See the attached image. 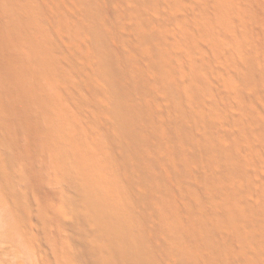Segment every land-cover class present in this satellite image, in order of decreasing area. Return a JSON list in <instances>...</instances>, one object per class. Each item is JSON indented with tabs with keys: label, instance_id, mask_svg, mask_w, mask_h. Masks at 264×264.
<instances>
[{
	"label": "bare ground",
	"instance_id": "bare-ground-1",
	"mask_svg": "<svg viewBox=\"0 0 264 264\" xmlns=\"http://www.w3.org/2000/svg\"><path fill=\"white\" fill-rule=\"evenodd\" d=\"M182 8L186 20L171 24L170 12L182 19ZM193 8L0 0V126L9 148L51 186L68 177V196L85 209L64 210L65 235L69 219L83 215L126 252L122 264H264V118L251 126L237 112L255 110L244 80L258 86L264 75L225 72V55L215 64ZM255 55L264 68V42ZM128 143L137 174L121 158ZM4 215L0 206L1 228ZM46 223L55 257L33 234L34 259L21 264H71L64 230Z\"/></svg>",
	"mask_w": 264,
	"mask_h": 264
},
{
	"label": "rangeland",
	"instance_id": "rangeland-1",
	"mask_svg": "<svg viewBox=\"0 0 264 264\" xmlns=\"http://www.w3.org/2000/svg\"><path fill=\"white\" fill-rule=\"evenodd\" d=\"M182 1L185 5L193 2V12L199 27L198 39L204 44L202 45L204 48L218 52L215 57L208 55L215 64L217 62L220 64L222 56L225 55L228 66L225 72L247 69L249 72L255 70L254 72L264 75L263 63H260V59L255 55L257 44L264 42V0ZM179 19L181 22L186 20L185 8L184 11L182 8V19L175 10L170 12L168 20L171 24L178 22ZM245 82L249 93L248 102L255 110L252 113L244 110L237 112L241 117H247L253 126L260 118H264V80L258 86L250 84L247 78ZM9 131L12 134L20 133L14 126L10 127ZM7 133V129L0 126V135L4 140L3 146H0V168L6 170L0 174V206L4 207L7 221L5 227H0V264H21V259L25 258L32 262L34 252L30 250L26 237L30 238L33 234L43 238L52 257H55L56 248L48 241L49 236L47 232L45 233L46 221L54 230L58 228L64 230V250L71 254V264H122L119 256H125L126 252L116 242L104 239L83 215L69 219L68 225L72 234L65 235L64 224L61 223L64 210L74 206L80 214L83 213L85 206L77 198L72 202L68 196V192L73 189L68 187L69 180L66 175L63 178H61L63 174L59 177L60 185L51 186V178L47 173L40 174L38 166L32 164L31 160L11 150L12 143L8 140ZM125 149L124 157L121 158L129 165L128 171L137 174L138 168L135 166L134 158L130 156L134 154L129 143ZM11 165L15 167V173ZM38 174L44 183H39ZM41 195L51 198L52 204L43 202L39 198ZM43 215L48 216L46 220ZM33 224L36 225V230L31 227ZM67 263L68 261L65 264Z\"/></svg>",
	"mask_w": 264,
	"mask_h": 264
}]
</instances>
